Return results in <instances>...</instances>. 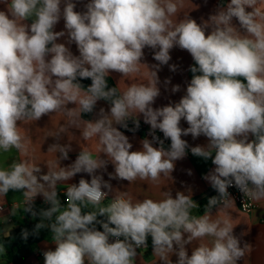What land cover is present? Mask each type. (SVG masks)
<instances>
[{"label": "clouds", "instance_id": "obj_1", "mask_svg": "<svg viewBox=\"0 0 264 264\" xmlns=\"http://www.w3.org/2000/svg\"><path fill=\"white\" fill-rule=\"evenodd\" d=\"M0 3L5 5L0 10V152L15 149L21 157L0 168V201L9 191L22 193L24 212L40 218L33 234L50 230L55 248L43 252L44 264H136L149 237L156 264H238L244 259L251 246H241L234 235L229 210L235 202L228 189L235 186L251 201L264 200V0H227L202 23L188 15L173 20L183 0H88L84 11L75 10V0ZM61 19L64 30L54 31ZM64 37L79 55L57 42ZM174 47L190 53L193 75L178 102L154 108L161 94L158 71L169 64ZM145 48L153 50L157 64L143 62ZM112 73L119 74L117 83L127 81L125 90L109 86ZM85 79L91 80L87 87L80 82ZM171 91H180V85ZM101 100L109 107L96 111ZM54 113L67 122L49 135L57 141L47 150L55 160L44 164V172L32 162L31 137L22 125ZM89 114L94 118L85 119ZM140 116L153 139L132 150L120 128L128 129L131 121L138 129ZM70 128L83 141H95V154L80 148L74 162L61 166L73 151L71 141L59 142ZM156 130L170 139L167 149ZM188 135H203L208 142L190 147L182 139ZM189 148L215 165L203 179L218 195L208 199L204 215H192L200 205L191 190L136 202L121 191L101 206L113 193L111 180L155 182L171 176L175 161ZM109 163L114 172L105 180ZM81 173L90 180L82 176L65 184L62 204L58 184ZM37 196L49 207L36 211ZM89 205L94 210L85 212ZM214 208L217 219H212ZM29 235L22 231L24 239ZM5 251L0 243V253Z\"/></svg>", "mask_w": 264, "mask_h": 264}, {"label": "crops", "instance_id": "obj_2", "mask_svg": "<svg viewBox=\"0 0 264 264\" xmlns=\"http://www.w3.org/2000/svg\"><path fill=\"white\" fill-rule=\"evenodd\" d=\"M77 7L76 11H84V5L88 0H75ZM227 0H183V7L178 11L177 15L173 17L174 21H178L186 17L187 15L195 19L197 23H202L207 20L209 15L214 14L218 7L226 6ZM264 8V4L261 5ZM0 10H5V5L0 3ZM31 23V20L27 21ZM64 30V21L61 19L55 26L54 31ZM57 42L66 43L67 38H60ZM74 55H79L76 45L73 43L67 45ZM144 61L149 66L157 64L158 62L153 59V50L150 48L144 49ZM171 60L168 65H161L158 71L160 96L156 99L153 104L154 108L166 106L170 103H175L185 94L187 84L192 78L190 67L194 65V61L186 50H182L179 47H174L170 51ZM170 65H175V71L170 70ZM146 72V69H143ZM110 78L114 80L120 91L125 90L127 87V81L121 79L118 82L120 76L118 73H112ZM170 81V83H165ZM174 85H180V91L173 93L171 91ZM68 107H74L69 104ZM100 107L108 109V103L99 101L97 104L96 111ZM94 118V114L90 119ZM139 119L143 121V117ZM67 117L62 113H54L51 116H44L39 121H30L25 125H22V131L26 130V134L31 137L30 144V155L32 162L41 164L44 172L47 168L44 164L48 161L55 160V153L47 152L49 145L56 143L54 137L49 136L55 133L63 124H66ZM144 122V121H143ZM180 126L187 128L188 124L186 121L181 120ZM119 127V126H118ZM67 135H63V138L59 141L62 144L69 143L71 141L73 151L69 153V159L61 161V166H67L74 162L78 155L80 148L88 147L93 150L95 154V141L85 142L79 136V131L75 128H70ZM74 134L75 136H73ZM125 134V133H124ZM128 136L130 143H132V150H139L141 147V141L143 140L138 135L125 134ZM49 136V137H46ZM46 137V138H45ZM182 139L186 140L191 147L197 145L207 144V138L201 135L200 137L193 139L191 135L182 136ZM170 145L164 146L167 149ZM158 147V146H157ZM59 155V153H57ZM21 157L15 149L10 150L7 153L0 152V168H7L13 160L20 159ZM215 165L212 164L211 159L204 160L201 157L194 156L191 151L180 160L175 161V169L171 176H161L158 181L151 180H140L137 179L131 183L122 180H111L110 183L113 186V193L105 199L101 206H106L110 203L112 196L120 194L121 191L126 192L133 200V202L143 200L145 198H151L153 200L164 199V192L171 191L173 197L177 191L187 193L191 190L193 200L200 205V208L192 209V215L201 216L204 215V206L207 204L208 199L205 195L213 189L209 182L203 179V176L213 170ZM189 171L191 174H189ZM114 172V167L109 163L106 172H103L105 180H109L108 173ZM99 174V173H98ZM83 176L85 179L90 177L86 173L77 174L72 180L58 184L57 191L59 192V198L64 203L65 191L67 185L78 183L79 179ZM25 197L20 192L9 191L4 201H0V226H4L9 223L17 225L18 222L25 220V212L23 209L18 207L23 203ZM42 196H37L35 202L37 208L42 207ZM257 204L256 209L251 214L243 213L239 206L235 203V207L229 210V214L232 218L234 225V235L240 238L241 246L247 243L251 246V251L246 254L245 258L238 262V264H264V200L255 201ZM12 208L15 209V215H12ZM87 211H93V207L89 205L85 208ZM217 209H213L212 219H217L218 216L215 213ZM97 227H100L97 225ZM43 239L33 245L32 254L26 259L23 264H44L43 252L52 249L54 250L55 245L52 243L51 233L49 229L42 230ZM211 238H205V242H209ZM197 242L193 243V247ZM6 252V251H5ZM191 253V246H189V254ZM158 257L152 254V249L149 252L138 254L136 264H156ZM172 260L175 261L176 257L173 256ZM0 264H12L4 258V253H0Z\"/></svg>", "mask_w": 264, "mask_h": 264}, {"label": "trees", "instance_id": "obj_3", "mask_svg": "<svg viewBox=\"0 0 264 264\" xmlns=\"http://www.w3.org/2000/svg\"><path fill=\"white\" fill-rule=\"evenodd\" d=\"M85 87L91 84L90 79H85L80 81ZM109 86H116V83L112 78H108ZM118 88V87H117ZM118 91H120L118 89ZM103 101V100H102ZM106 102V101H104ZM107 103V102H106ZM92 114L85 115V119H90ZM39 211L40 209H35ZM85 212H88L84 209ZM98 219H104L103 217H98ZM40 222L39 216L33 217L30 213H25V220L23 222H18L17 225L19 226L16 234L9 238L0 237V243H4L5 245V254L4 258L12 263V264H23L26 259L32 254V247L33 245L39 243L42 239V230L41 229L38 234H33L34 227L37 223ZM28 230L30 235L27 239L22 237V231Z\"/></svg>", "mask_w": 264, "mask_h": 264}, {"label": "built area", "instance_id": "obj_4", "mask_svg": "<svg viewBox=\"0 0 264 264\" xmlns=\"http://www.w3.org/2000/svg\"><path fill=\"white\" fill-rule=\"evenodd\" d=\"M132 129H134V130H132ZM120 130L123 133H125V134L138 135L142 139H145V138H147L149 140H152L153 139V133L151 131L150 125L144 123L141 120H140V127L138 129H135V126L133 125V123L131 121H129L128 122V129L120 128ZM154 135L157 136V137H159L160 140H163L164 141V145L163 146L170 145V139H165L164 136H163V133L160 132L159 130H156L155 133H154ZM154 146H159L158 142H154ZM189 152H190V148L187 150V153H189ZM228 192L230 193L231 198L234 199V202L239 206L240 210L243 213H245V214H251V213L254 212V210L257 207V204H256L255 201L249 200L235 186L230 187L228 189ZM215 195H218V193L215 191V189H211L210 191H208V193L205 195V197L207 199H209L210 197L215 196ZM110 202H111V200H110ZM18 207H20L21 209L24 210V202L21 203ZM42 207L47 208V207H49V205L46 204L44 202V200H43L42 201ZM34 208L37 209V204H36L35 201H34ZM0 209L3 210V207H1ZM97 228H98V230H102V228H100V227H97ZM151 249H152L151 237H149L148 238V245H147V247H144V248L139 249L138 250V254L145 253V252H149Z\"/></svg>", "mask_w": 264, "mask_h": 264}, {"label": "water", "instance_id": "obj_5", "mask_svg": "<svg viewBox=\"0 0 264 264\" xmlns=\"http://www.w3.org/2000/svg\"><path fill=\"white\" fill-rule=\"evenodd\" d=\"M19 226L15 225L13 223L6 224L4 226H0V237L3 238H9L16 234ZM4 233H8L7 235H4Z\"/></svg>", "mask_w": 264, "mask_h": 264}]
</instances>
